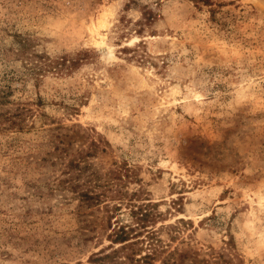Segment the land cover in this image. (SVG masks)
I'll return each instance as SVG.
<instances>
[{
    "label": "rangeland",
    "instance_id": "rangeland-1",
    "mask_svg": "<svg viewBox=\"0 0 264 264\" xmlns=\"http://www.w3.org/2000/svg\"><path fill=\"white\" fill-rule=\"evenodd\" d=\"M120 224L264 264V0H0V264H98Z\"/></svg>",
    "mask_w": 264,
    "mask_h": 264
},
{
    "label": "trees",
    "instance_id": "trees-1",
    "mask_svg": "<svg viewBox=\"0 0 264 264\" xmlns=\"http://www.w3.org/2000/svg\"><path fill=\"white\" fill-rule=\"evenodd\" d=\"M206 1V0H205ZM131 226L123 224L113 226L108 236L110 244L107 248H101L93 253L90 260L98 264H129V261L150 263L152 253H144L142 256H136L134 244L136 240L130 237ZM115 244H118L117 246ZM129 248L131 249L129 251Z\"/></svg>",
    "mask_w": 264,
    "mask_h": 264
}]
</instances>
